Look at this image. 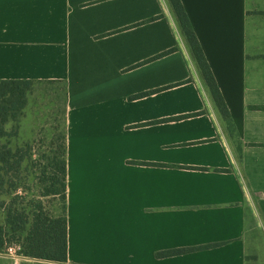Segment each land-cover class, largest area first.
Here are the masks:
<instances>
[{
	"label": "crops",
	"instance_id": "0c3cea01",
	"mask_svg": "<svg viewBox=\"0 0 264 264\" xmlns=\"http://www.w3.org/2000/svg\"><path fill=\"white\" fill-rule=\"evenodd\" d=\"M181 1L229 121L170 0H0V80L65 92L66 264H264V0Z\"/></svg>",
	"mask_w": 264,
	"mask_h": 264
},
{
	"label": "trees",
	"instance_id": "16d2710c",
	"mask_svg": "<svg viewBox=\"0 0 264 264\" xmlns=\"http://www.w3.org/2000/svg\"><path fill=\"white\" fill-rule=\"evenodd\" d=\"M181 28L200 67L203 78L224 120L231 114L205 52L195 34L181 0H170ZM32 80H0V250L7 242L21 244V252L39 260L66 264L68 261L67 230V140L63 135L54 136L48 147L35 155L31 142L12 148L1 141L6 135L4 125L18 116L29 102ZM179 118V117H177ZM43 143V141H41ZM44 145V144H43ZM33 179V180H32ZM34 183H32V182ZM24 184L28 192L38 187V193L26 201L18 193L11 202L3 199L7 193L18 192ZM21 198V202L18 201ZM46 198L52 199L53 203ZM61 204L56 207L54 203ZM26 232L25 235H22ZM188 247L167 250L158 256H172L194 251Z\"/></svg>",
	"mask_w": 264,
	"mask_h": 264
},
{
	"label": "rangeland",
	"instance_id": "374dc122",
	"mask_svg": "<svg viewBox=\"0 0 264 264\" xmlns=\"http://www.w3.org/2000/svg\"><path fill=\"white\" fill-rule=\"evenodd\" d=\"M31 89L33 93L29 97L28 106L19 112L16 118L10 119L4 125L6 135L2 137L1 141L9 144L12 148L31 142L35 145V155H37L40 150L48 149L54 136L63 135L66 98L62 85L36 84ZM17 193L21 196H27L26 201H28L34 194L38 193V187L35 186L33 191L28 192L24 184L19 185L18 192L7 193L3 199L11 202ZM47 200L51 201L47 202ZM19 202H21V198ZM46 202L48 206L53 203L50 198H46ZM54 205L55 208L61 206L57 202ZM1 222L2 218L0 217ZM25 234L26 232L22 233V235ZM8 244L12 243L7 242L5 246ZM4 248L0 250L1 254Z\"/></svg>",
	"mask_w": 264,
	"mask_h": 264
},
{
	"label": "built area",
	"instance_id": "2783aa9c",
	"mask_svg": "<svg viewBox=\"0 0 264 264\" xmlns=\"http://www.w3.org/2000/svg\"><path fill=\"white\" fill-rule=\"evenodd\" d=\"M21 244L12 243L5 246L3 254L13 259L14 264H58L51 261L39 260L21 252Z\"/></svg>",
	"mask_w": 264,
	"mask_h": 264
}]
</instances>
